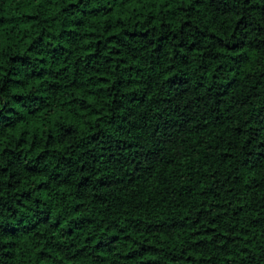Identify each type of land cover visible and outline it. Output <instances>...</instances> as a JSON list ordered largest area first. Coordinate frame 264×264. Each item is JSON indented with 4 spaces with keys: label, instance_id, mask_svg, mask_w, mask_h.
<instances>
[{
    "label": "trees",
    "instance_id": "obj_1",
    "mask_svg": "<svg viewBox=\"0 0 264 264\" xmlns=\"http://www.w3.org/2000/svg\"><path fill=\"white\" fill-rule=\"evenodd\" d=\"M0 264H264V0H0Z\"/></svg>",
    "mask_w": 264,
    "mask_h": 264
}]
</instances>
